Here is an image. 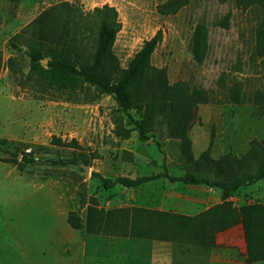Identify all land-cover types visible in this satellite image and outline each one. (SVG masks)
Wrapping results in <instances>:
<instances>
[{"label":"rangeland","instance_id":"rangeland-1","mask_svg":"<svg viewBox=\"0 0 264 264\" xmlns=\"http://www.w3.org/2000/svg\"><path fill=\"white\" fill-rule=\"evenodd\" d=\"M166 3L168 9L171 4L180 5L173 13L161 14L158 8ZM65 4L81 12L105 4L116 10L120 29L112 51L121 68L161 30L151 65L164 71L168 84L183 83L189 89L208 91L213 98L198 103L189 121L187 135L194 158L207 148L213 158L228 152L240 155L251 140L264 137V117L250 100L256 91L264 94L263 61L254 53L257 18L253 8L219 0H0V145L11 152L33 151L38 160L24 171L0 161V206L5 209L0 211V222L9 221L4 218L6 212L17 216L15 226H0L1 236L11 243L10 228L24 236L33 235L37 228L30 262L20 253L14 257L16 250L9 246L3 248L0 264H140V240L86 236L69 226L65 229L66 213L75 211L83 218L88 198L94 197L102 209L139 206L187 214L199 210L191 204L198 195L188 185L165 179L136 189L106 190L98 179L84 174L79 165L84 157L89 158L90 173L109 178L161 172L162 157L171 175H183L185 166L178 140L167 135L161 121H156L146 141L139 140L136 131L128 139L116 138L113 113L117 106L110 96L89 86L75 91L46 88L28 73L27 48L13 37L41 13L49 16L53 8L62 10ZM231 87L243 94V103L227 100ZM132 116L138 118L135 111ZM123 125L128 127L125 120ZM53 137L63 142L73 139L79 147L58 146ZM75 156L74 165L49 162ZM3 157L7 155L0 151ZM259 183L249 195L238 190L231 198L233 204H264V180ZM21 241L25 255L31 240L21 237ZM177 248L181 255L192 256L201 249L172 244L161 255L175 259ZM194 261L186 258L179 264Z\"/></svg>","mask_w":264,"mask_h":264},{"label":"trees","instance_id":"trees-1","mask_svg":"<svg viewBox=\"0 0 264 264\" xmlns=\"http://www.w3.org/2000/svg\"><path fill=\"white\" fill-rule=\"evenodd\" d=\"M219 1H231L241 9L253 8L257 18L254 53L262 59L264 67V0ZM179 5L171 4L168 9L169 4L166 3L158 9L161 14L173 13ZM119 29L117 12L107 4L88 12L65 4L62 10L53 8L49 16L46 12L38 15L13 39L27 48L28 73L39 79L42 86L71 91L89 86L98 94L110 96L117 106L113 113V134L116 138L128 139L136 131L138 139L146 141L159 120L166 127L167 135L178 140L179 154L185 166L183 175H171L164 165V157L163 170L155 174L109 178L91 172L90 177L98 179L104 189L115 186L136 189L165 179L170 183L212 188L219 193L220 203L189 216L138 206L102 209L98 207L97 199L89 197L85 216L82 218L75 211H69L67 224L85 235L149 239L206 249L213 245L217 233L241 223L247 261L263 262L264 204L237 206L231 198L242 187L264 179V137L259 141L251 140L249 148L240 155L228 152L213 158L207 148L194 158L187 135L189 121L193 119L198 103H208L213 98L208 91L189 89L183 83L168 84L164 71L151 65V55L162 39L161 30L144 41L127 67L121 68L112 51ZM25 34L28 36L23 38ZM227 100L241 104L245 98L231 87ZM250 100L257 106L258 114L264 117V94L256 91ZM132 111L137 113V119L132 116ZM124 120L128 127L123 125ZM53 142L61 147H79L73 139L63 142L53 137ZM157 147L160 151L158 144ZM0 151L7 155L0 161L10 162L18 171H24L28 165L38 162L33 151L19 149L11 152L2 144ZM160 153L163 155L162 151ZM87 159L82 158L84 165L88 164ZM76 160L75 156L49 162L65 166L76 164Z\"/></svg>","mask_w":264,"mask_h":264},{"label":"crops","instance_id":"crops-1","mask_svg":"<svg viewBox=\"0 0 264 264\" xmlns=\"http://www.w3.org/2000/svg\"><path fill=\"white\" fill-rule=\"evenodd\" d=\"M190 140L192 141L191 137ZM203 140L207 141L206 138H204ZM259 182L251 186L242 187L239 190L240 193H242V195L244 194L249 195L253 190V188H255L258 184H260ZM188 186L197 192L198 196L193 200L191 204L193 207L199 208V210L192 213H187V214L184 213L185 215H189V216L195 215L202 210H205L215 204L220 203V195L214 189L203 185H188ZM0 207H1L0 211H2L1 213H3L5 211L3 205ZM161 211H169V210H161ZM29 212H32V210H29ZM8 215L9 214L6 212L7 217L4 218H8L9 221L7 220L4 221L5 223L4 225L5 226L9 225V227L15 226L14 223H16L17 221L13 220V218H16L17 216L9 217ZM66 216L67 213L65 215V218L63 219V225L65 229H67V227L69 226L66 222ZM4 225H2L0 222V226L2 228ZM36 229L37 228H35V230L33 231V235H30L29 233L27 234V236H24L23 234H21L20 230H16L15 228H10V233H11L10 238L12 240L11 243L5 242L4 240L7 238L5 236H1L0 233V237H1L0 258L3 248L12 246V248H15L16 250L14 257H17L16 255L20 253L22 257H24L25 259L27 258V263L30 262L35 252L34 241H35ZM86 236L99 237L102 235H86ZM21 237H23L24 239L25 237H27L28 240H31V245L29 244L28 246H26L27 252L24 251L25 255H23V252L20 249V247L22 246L21 243L24 242L21 241ZM109 237H114V236H109ZM119 238H123V237H119ZM138 240H140L142 246L140 258H139L140 264H179L182 259H186V258H189L191 260L194 259L195 264H264V261L254 262V263H249L247 261L246 243L244 240L243 227L241 223H238L231 228H228L224 231L217 233L213 245L206 249L201 248L200 251H197L196 255L194 256H192V254H188L187 252H184L181 255V253L179 252V248H177L176 256L174 259L173 257L166 255V253H163L162 255L161 253L164 252V250L168 249L172 244H178V243L161 242V241L149 240V239H138ZM17 250L21 252H17ZM81 259H83V257Z\"/></svg>","mask_w":264,"mask_h":264},{"label":"water","instance_id":"water-1","mask_svg":"<svg viewBox=\"0 0 264 264\" xmlns=\"http://www.w3.org/2000/svg\"><path fill=\"white\" fill-rule=\"evenodd\" d=\"M43 63H46V61L43 60ZM79 165L82 168V170H83V172H84L85 175H89L90 174L89 166L84 165L83 163H81Z\"/></svg>","mask_w":264,"mask_h":264},{"label":"bare ground","instance_id":"bare-ground-1","mask_svg":"<svg viewBox=\"0 0 264 264\" xmlns=\"http://www.w3.org/2000/svg\"><path fill=\"white\" fill-rule=\"evenodd\" d=\"M1 123V122H0ZM1 126V125H0Z\"/></svg>","mask_w":264,"mask_h":264}]
</instances>
